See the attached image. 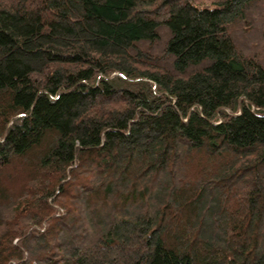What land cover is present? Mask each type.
<instances>
[{"label":"trees","instance_id":"trees-1","mask_svg":"<svg viewBox=\"0 0 264 264\" xmlns=\"http://www.w3.org/2000/svg\"><path fill=\"white\" fill-rule=\"evenodd\" d=\"M0 264H264V0H0Z\"/></svg>","mask_w":264,"mask_h":264}]
</instances>
